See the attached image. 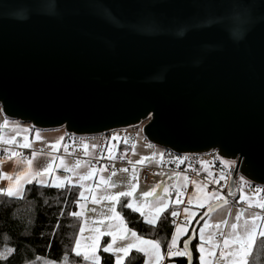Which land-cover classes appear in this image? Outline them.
I'll return each instance as SVG.
<instances>
[{"label": "water", "instance_id": "1", "mask_svg": "<svg viewBox=\"0 0 264 264\" xmlns=\"http://www.w3.org/2000/svg\"><path fill=\"white\" fill-rule=\"evenodd\" d=\"M0 106L40 130L142 125L264 187V0H0Z\"/></svg>", "mask_w": 264, "mask_h": 264}, {"label": "snow or ice", "instance_id": "2", "mask_svg": "<svg viewBox=\"0 0 264 264\" xmlns=\"http://www.w3.org/2000/svg\"><path fill=\"white\" fill-rule=\"evenodd\" d=\"M9 125V120L4 119L2 123H0V130L7 128ZM18 127L14 128L13 131H18ZM22 131L24 133H28L30 131L29 128H23ZM36 139L42 140L40 136L39 130L36 131ZM113 140L117 139V136L114 134L112 136ZM29 137L28 135L24 136V143L20 145L21 147L28 148L30 144L28 143ZM64 140V136L59 137L55 142L50 143L48 146L51 148L53 152L57 151L61 145V142ZM15 141V137H12L8 141H0L4 143H13ZM124 143H127V138H124ZM82 148L84 150V155L88 156L90 147L95 149L97 145L89 146L87 143L81 142ZM65 150L67 151L68 146L64 145ZM105 147H108L105 145ZM115 145L108 147L109 153H111L112 148ZM149 148L154 147L152 144H148ZM135 148V144H133V149ZM32 157L34 158L37 153L35 151L32 152ZM20 154L17 152H12L9 155V160L13 158L19 159ZM161 159L163 158V153H160ZM101 159L103 156L100 157ZM111 158V156L109 157ZM59 159L60 163L56 164V160ZM150 159L149 157H142L141 160L137 161V164L143 163L144 160ZM180 163H183V159L177 157L176 158ZM186 159V157L184 158ZM214 159L219 160L226 168H234L236 161L234 160H224L220 156L214 157ZM4 161L0 160V165H2ZM26 167L23 171L18 173L6 174L0 172V177H3L9 181L7 189H0V195H6L8 197H15L18 199H22V192L24 190V184H31L34 180L43 186H51L56 187L58 189L65 188L66 185H73L72 176H78V180L76 185L80 189L79 197L77 199V203L81 208L80 212H72L71 215L76 218H83L85 216L84 209L85 204L80 203V198L87 200L85 197V192L83 189L85 185L83 181L91 178L96 169L90 168L86 174H80L77 170L82 166V164L89 163L86 160L77 159L75 163L71 166L65 163L64 157H56L53 156L52 159L48 162V164L39 171H32L31 165L32 160L29 159L26 162ZM131 163V161H129ZM205 164L209 162H203ZM56 169H63L64 172L70 173L71 175L61 177H55L51 184L49 185L47 181L40 179L41 177L48 176L55 172ZM121 171H127V169H121ZM193 171H196L193 169ZM199 174V173H197ZM209 176L212 175L211 172L208 173ZM115 175V172H113ZM181 174L175 173V176L179 178ZM13 176H15V180H13ZM221 179H225V174H221ZM132 180H136L135 172L133 173ZM23 181V183H22ZM241 185H247L250 182L245 179L244 176L240 177ZM100 183L106 187L115 188V182L110 183L109 180L101 179ZM191 183L196 186V195L195 198L189 197L188 204H192L195 200V203L200 208L207 207V211H205L204 216L207 217L210 212L214 211L216 208L222 206L221 203H209L208 194L204 193V188L200 186L199 182L196 180H189L187 175L183 177V184H181L176 192L177 197L182 195L181 189H186L188 184ZM219 183V181H217ZM206 187V186H205ZM159 185L153 187L150 191L140 193L138 199H130L128 203L124 205L125 208L131 209L133 212H138L142 217H144L145 222L155 226L157 223V219L159 218L160 214L164 212L168 206L169 202L168 199L160 198L162 202L155 203L156 192ZM137 185L136 183L129 182L128 190L127 191H118V192H108L105 191L103 195H97L95 190L89 189V195L91 196V200L93 204L100 203L101 201H109L108 211L111 215L107 216L106 218L109 221H118V224L113 225L110 223L106 225V231H101L100 227L90 228L88 231L90 234L88 237H83V233L85 232L86 228L85 225H82L79 229L81 235L77 236L75 240V247L73 248V252L76 256L82 255L83 250V259L90 260L91 264H100V257L97 255V248L99 246L100 238L104 235L110 236L112 238V242L109 243L106 247H104L105 252H112L115 255V264H123L125 257L129 256V253L132 249H135L138 253H143L146 257L151 256L152 261L151 264H161L162 259L164 258L161 254V247L160 242L157 240H148L143 238L142 236L137 235L135 231L128 228L126 223L124 222V218L122 217L121 213L116 211V204L119 202L121 197H133V194L136 192ZM264 189L259 187L256 188L257 192H260ZM167 191V188H165ZM203 194V196L201 195ZM149 197H154V200L151 202L153 206H150V202L148 200ZM211 197L215 201L222 202L223 204L227 203L226 198L223 195H220L218 192H213ZM245 196L243 193L240 196V200H244ZM182 201L177 199L176 203H181ZM253 206L250 204V207ZM257 208L264 210V201H257L254 205ZM91 211L95 212L96 209L92 208ZM184 212L186 214L185 221L183 225H176V230L172 234L170 241L167 244V256L169 258L177 257V258H186L188 264H192L193 261V252L190 250V239H186L183 241V249L177 247V240L178 236L183 234L187 231V225L191 222V218L196 215L195 212L189 211L187 207L184 208ZM243 210L237 213L236 221L231 225L232 233L230 235L225 236L224 233H220L222 239V244L217 240L216 234L211 233L206 235V229L210 227H215L219 229L222 224H227V221H222L221 223H217L215 225H211L208 223L207 220L204 222V226L199 229V243L196 245V251L199 253V264H213L212 257L215 256L216 250L220 249V257L226 260V264H247L246 256L248 253L251 252L252 244L254 242V238L256 237L258 231L259 235L264 236V215L259 213L254 214L250 219H246L244 221V231L240 232L237 229L240 227L239 221L241 220ZM172 217H176L178 213L176 211L171 212ZM96 224H103V220L94 221ZM175 223V221H173ZM85 224H87V220L85 218ZM195 235V230L193 236ZM82 240H87L86 244H82ZM119 241H127L120 246H115V242ZM227 250V251H225ZM14 249L10 247H6L3 251H0V259H7L9 255L12 254ZM65 264H67V257L65 256ZM45 264H56L55 261H46ZM145 264H150L149 261H145Z\"/></svg>", "mask_w": 264, "mask_h": 264}, {"label": "trees", "instance_id": "3", "mask_svg": "<svg viewBox=\"0 0 264 264\" xmlns=\"http://www.w3.org/2000/svg\"><path fill=\"white\" fill-rule=\"evenodd\" d=\"M113 145L115 147L112 152H116L115 155L130 150L129 144L118 138L113 140ZM165 151L166 154L170 152ZM80 191L78 186L73 185L58 189L32 183L26 186L22 199L0 195V251L6 247L14 249L7 259H0V264H40L42 261L65 264V256L67 264H91L73 252L82 219L73 217L71 213L80 212L77 203ZM126 203L128 199L122 197L117 204L126 225L139 236L159 241L163 251H166L173 234L171 212L177 211V205H172L159 217L158 223L152 226L139 213L125 208ZM205 211L198 210L197 215L191 218L185 239L190 238L194 224ZM197 244L195 237L191 243L195 255L194 264H199ZM180 246L183 248V242ZM100 254L102 264H115L113 255L103 249ZM144 259L142 253L132 251L126 264H143ZM173 261L175 264H188L186 258H174ZM247 264H264V237L257 239Z\"/></svg>", "mask_w": 264, "mask_h": 264}, {"label": "rangeland", "instance_id": "4", "mask_svg": "<svg viewBox=\"0 0 264 264\" xmlns=\"http://www.w3.org/2000/svg\"><path fill=\"white\" fill-rule=\"evenodd\" d=\"M142 128H143V126L141 127V131L137 134V138L134 140V142L132 144H129V147H130V150L128 151L129 160L131 161V164L133 165V167L130 169V171L127 170L125 172V171H121V169H120L117 173H115V175L108 174L106 172L103 173L102 179H104V180L110 179V183L115 182V184H116L115 188L106 187V186L102 185L100 183L101 179L97 182V184H94L92 177L83 181V183L85 185V188L83 189V191L85 192V197H87V200L81 198L82 199L81 203L85 204V209H84L85 216L83 218H81L82 219L81 226L85 225V228H86L85 232L82 234L83 237H88L90 234H92L88 231V229H90V228L100 227L101 231H106L107 230V228L105 227L106 225L111 223L113 225V228H115V225L118 224V221H109L106 218L107 216L111 215L108 211V205L110 202L105 200V201H101L100 203L93 204L92 200H91V196L89 195V191H88L89 189L95 190L97 195H103L105 191H108V192L127 191L129 182L136 183L137 189H136V192L133 194V197H131V198L125 197L129 201L130 199H138L140 193L150 191L153 187H155L156 185H159V188H157V192H156L155 203L162 202V200L160 198L166 197L168 199L169 206L164 212H166L172 205H178V203H176L178 197L175 196V199L171 198V195H170L171 186L170 185L166 186L167 182H166V178H164L168 174H171V172H168L166 170H161V166H162V163L164 160L163 158H164L165 151H164V149H162L158 146H155L154 148H149L148 147L149 143L146 142V140H145L146 138L142 132ZM17 142H18V140H17ZM133 144H135L134 149H133ZM109 145L110 146L113 145V140L109 143ZM160 153H163L162 159H161ZM142 157H149L150 159L144 160L143 163L137 164L136 162L141 160ZM209 164H210V162L205 164L204 172L207 175V177H206L207 180L211 181L213 179V176H212L213 174L211 176H209V174H208L210 172L208 170ZM139 166L140 167L150 166V167L156 168V170L154 171V174H153V179H154L153 183L146 184L142 180V170H141V168H139ZM134 172L136 175V180L133 181L132 177H133ZM77 180L78 179H76V178L75 179L72 178L73 185H76ZM195 180L198 181L200 186L204 188V193L208 194L209 202L214 200L211 197V194L213 192H218L220 194L219 191L210 189L206 185L205 182H203L199 179H195ZM217 180L218 179H216L215 182H217ZM257 187L264 189V187H260V186L253 185L250 183L247 185H241L240 196L243 193V195L245 196V199L242 201L239 198V205L238 206L233 207L232 204L229 201H227L226 204H222V206H220V207L216 208L214 211L210 212L209 215L205 218V220H207L209 224L215 225V224L221 223L222 221H225V220L227 221V224L225 225V224L221 223V227L219 229H216L215 227H210V228L206 229V235L211 234V233H215L217 240L222 244L223 238L220 236V233L221 232L224 233L225 236L230 235L232 233L231 225L234 223H237L236 216H237V213L240 212V210H243L241 220L239 221L240 227L237 229V231H240V232L244 231L243 226H244V221L246 219H250L256 213L264 215V210L254 206L257 201H264V190L257 192L256 191ZM165 188H167V191H165ZM176 189H178V187ZM196 191H197L196 186L193 185V188H192L191 193H190V197L195 198ZM201 195L203 196V194H201ZM148 200L150 202V206H153L151 202L154 200V197H149ZM216 203H220V202L217 201ZM117 204H116V211H118ZM250 204H252L253 206L250 207ZM189 206L192 207V208L188 207L189 211L195 212L197 215L198 210L196 208H198V206L196 205L195 200L191 205L189 204ZM92 208H95L96 211L95 212L91 211ZM80 211H81V208H80ZM164 212H162L160 215H162ZM194 217H192V218H194ZM85 218L87 220V224H85ZM98 220H103V224L94 223V221H98ZM205 220L198 227V230L196 232L197 240L199 239V229L204 226ZM79 235H81V234L79 233ZM179 237H181V235H179L178 238ZM259 237H264V236L259 235V231H258L256 237L254 238L252 248L255 246V243ZM143 238H145V237H143ZM145 239H148V238H145ZM148 240H151V239H148ZM111 242H112V238L110 236L104 235L100 238L99 246L97 248V255H99V257H100V264H102V257H101L100 251H101V249H104V247H106ZM126 242L127 241L117 240L114 244V247L120 246ZM86 243H87V240H82V244H86ZM160 247H161V245H160ZM132 251H136V250L132 249L129 253V256L132 253ZM225 251H227V250H225ZM251 252H252V250H251ZM107 253L113 255V257L115 259V255L112 252H107ZM161 254H162V256L164 255V251H163L162 247H161ZM81 256H83V250H82ZM128 257H125L123 264H126ZM172 258H174V257H172ZM212 259H213V264H226V260L224 258L220 257V249L216 250V254L214 257H212ZM146 260L149 261L151 264L152 257L151 256H148V257L145 256L143 264H145ZM87 261L91 263L90 260H87ZM246 261H248V255L246 256ZM198 262H199V259H198ZM40 264H45V262L42 261V262H40ZM165 264H175V262L170 258V260L167 261Z\"/></svg>", "mask_w": 264, "mask_h": 264}, {"label": "built area", "instance_id": "5", "mask_svg": "<svg viewBox=\"0 0 264 264\" xmlns=\"http://www.w3.org/2000/svg\"><path fill=\"white\" fill-rule=\"evenodd\" d=\"M141 126L131 127L127 129H122L114 131L109 134L103 135H78L64 130V139L65 145L68 146L67 151L64 149L61 152V155L67 156L73 162L77 159L86 160L90 165L95 169H103L109 174L113 172L117 173L120 169L130 170L133 165L129 163V154L127 151L122 152L120 155H115L116 152L109 153L108 147L112 139V136L115 134L118 139L124 141V138H127V143L132 144L137 138V134L141 131ZM96 140H101L99 146L96 149L95 156L91 155L93 148L90 147L88 156L84 155V150L82 148L81 142L87 143L89 146L93 145ZM149 144L154 145L149 140L145 139ZM107 145L108 147H105ZM156 145H154L155 147ZM152 147V148H154ZM110 154V155H109ZM103 156L101 159L100 157ZM111 156V158H109ZM220 156L217 152H205V153H193V154H176L169 152L166 154V157L163 160L161 169L183 173L187 175L189 180L199 179L206 183V185L213 190H217L223 195L226 200L229 201L233 207L239 205L240 190H241V181L240 175H237L234 181L235 190L232 191V182L237 171V164L234 168H226L219 160L214 159V157ZM179 157L183 159V163H180L176 158ZM186 157V159H184ZM221 157V156H220ZM210 162L208 170L213 174V179L211 181L207 180V175L204 172L205 163ZM142 170V180L146 184L153 182V174L156 168L150 166L140 167ZM195 169L196 171H193ZM199 173V174H197ZM225 174V179H221V174ZM218 179L219 183L215 182ZM247 180V179H246ZM250 184H252L250 182ZM193 184L189 183L186 189L182 190V195L178 197L182 202L177 206L176 217L172 218L173 233L176 230V225H183L185 221L186 214L184 212L185 207H189L188 198L190 197ZM177 191H173V196L176 195ZM230 194V195H229ZM175 221V223H173Z\"/></svg>", "mask_w": 264, "mask_h": 264}, {"label": "crops", "instance_id": "6", "mask_svg": "<svg viewBox=\"0 0 264 264\" xmlns=\"http://www.w3.org/2000/svg\"><path fill=\"white\" fill-rule=\"evenodd\" d=\"M4 119L9 120V125L7 128L0 130V141H8L12 137H15V141L13 143L0 142V160L4 161L2 163V165H0V172L6 173V174L21 172L27 166L25 162L29 159L32 160V165H31L32 171L33 172L39 171V170L43 169L48 164V162L52 159L53 156L64 157L65 163L68 164L69 166H71L75 163L70 158H68L67 156L61 155V152L65 149V147H64L65 139L61 142L59 149L55 152H53L51 150V148L48 146L50 143L55 142L59 137L64 136V130L63 129L40 130V129L34 128L30 124L9 119L3 114L2 107L0 106V123H2ZM17 127L19 130L13 131V129L17 128ZM29 127H30V131L28 133H24L22 131L23 128H29ZM37 130H39L42 140L36 139V131ZM25 135H28V137H29L28 143L30 144V147H28V148H24V147L20 146L24 143V136ZM17 140H18V142H17ZM100 141L101 140H96L93 143V145H97V147H98L99 144H101ZM97 147L95 149H92V151L90 153L91 155L95 156V152H96ZM33 151H35L37 153V155L34 158L31 155ZM12 152H17L20 154L18 161H17V158H13L12 160H9L8 157ZM165 157H166V151L164 154V158ZM55 163L59 164L60 160L57 159ZM90 168H93L90 165V163L82 164V166L77 170V172L80 174H86ZM93 169H95V168H93ZM161 170H164V169H161ZM104 172L105 171L103 169H96L94 175L92 176L94 184H97V182L100 179H102ZM168 172H171V174H168L166 177H164V178H166V182H167L166 186H168V185L171 186L170 195H171L172 199H175V196H173L172 193H173V191H177L176 188L179 187L181 184H183L184 174L180 173L181 175L179 176V178H177L175 176L176 172H174V173L172 171H168ZM67 175H71V174L64 172L63 169H56L54 173H52L48 176L41 177L40 179L47 181L48 184L50 185L52 180L55 177L63 178L64 176H67ZM72 178L78 179V176H72ZM13 180H15V176H13ZM22 183H23V181H22ZM32 183L38 184L35 180ZM8 184H9V181L7 179L0 177V189H7ZM27 185H29V184L23 185L24 190L22 192V196L24 194V191H25V188ZM38 185H41V184H38ZM41 186H43V185H41ZM182 190L183 189H181V191ZM216 202L217 201L213 200V201H210L209 203H216ZM221 204H223V203L221 202ZM189 208H192V207L189 206ZM196 209L199 211L202 209L207 210V207H205V208L198 207ZM158 220H159V218L157 219V223H158ZM188 230H189V225H187V231L184 232L183 234H181V237H179L178 238L179 240H177V247L180 248L181 250H182V247L180 245L184 240H186L185 238L188 234ZM198 243H199V239H198ZM253 248L251 250H253ZM251 253H248V258L251 255ZM163 256H164V258L162 259L161 264H165L167 261L170 260V258L167 256V250L164 251ZM174 258H177V257H174ZM174 258H171V259L173 260Z\"/></svg>", "mask_w": 264, "mask_h": 264}]
</instances>
